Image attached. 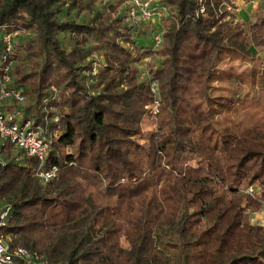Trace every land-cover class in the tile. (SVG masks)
<instances>
[{
    "label": "trees",
    "instance_id": "16d2710c",
    "mask_svg": "<svg viewBox=\"0 0 264 264\" xmlns=\"http://www.w3.org/2000/svg\"><path fill=\"white\" fill-rule=\"evenodd\" d=\"M62 1L75 0H0V32L16 31L7 74L25 96L17 108L41 123L45 97L47 114L59 115L47 182L33 174L36 158L0 140V197L15 189L0 228L7 243L67 264H264V224L245 213L264 200V96L255 92L264 73L231 66L258 60L249 46L264 48V13L244 29L228 19L232 0H200L203 14L199 0H160L167 14L150 28L162 37L152 48L135 38L145 23L124 13L98 26L61 19ZM62 31L106 51L92 84L81 73L91 63L80 48L61 47ZM151 54L157 128L145 148L136 137L153 94L134 64ZM74 139L75 151L64 152ZM253 182L256 193L246 194ZM92 230L102 240L76 253ZM118 236L128 247L104 257Z\"/></svg>",
    "mask_w": 264,
    "mask_h": 264
},
{
    "label": "rangeland",
    "instance_id": "374dc122",
    "mask_svg": "<svg viewBox=\"0 0 264 264\" xmlns=\"http://www.w3.org/2000/svg\"><path fill=\"white\" fill-rule=\"evenodd\" d=\"M234 7H230L229 5H225L224 8L231 12L228 16L229 21L236 22L246 28L247 23L254 20V17L258 13H264V0H232ZM125 6V0H75L71 1H62L59 4L60 13L58 17L61 19H73L77 22H88L93 25H103L108 23L112 18L120 16L124 13L123 9ZM125 14V13H124ZM227 18V17H226ZM128 22V21H127ZM129 23V22H128ZM143 24L144 32L140 35H136L135 38L138 43L143 45H150V28L156 26V20H148ZM30 34H34L33 26L30 27ZM56 37L60 41L61 47L65 51H69L72 48H80L81 62H96V64L100 65L104 60V54L106 51L102 47L94 48L95 41L92 37L84 38L83 41L79 44L76 43L75 35L68 32H56ZM250 52L258 57V60L254 62H246V61H234L231 63V66L235 70H247L250 66L259 67V73H264V48L258 46H249ZM110 58L115 64H119L120 59L114 57V55H110ZM27 68L31 67L30 62L26 63ZM159 65V57L157 55L151 54L149 57L142 59L138 63L134 64L135 66V78L138 82L142 84H147V89L149 90L151 87H156V82L149 79L148 67H156ZM228 65L224 63H220L217 65V68H226ZM150 87V88H149ZM95 91V88H92ZM150 91V90H149ZM151 92V91H150ZM255 92L262 94L264 96V80H260L255 87ZM156 88V94H157ZM151 102L145 105L147 107V111L143 114L139 121L140 134L136 137V141L139 144H142L145 148L149 144L150 136L156 132V114L150 113L149 107L151 108ZM8 104L12 107L22 106L23 103H16L9 100L0 101V106ZM158 111V106H157ZM53 141V140H52ZM77 139H74L71 145H67L63 148L64 152H74L77 144ZM12 152L18 151L17 148L11 147ZM3 157V153H0V158ZM246 181V180H245ZM247 182V181H246ZM257 183L253 182L250 186V192L244 190L246 194H254L257 191ZM14 187V186H13ZM15 189L11 188L4 195L0 197V206L4 203H7L11 199H13ZM245 213L247 214L248 221L252 224L262 226L264 224V200H262L260 207L257 210H249L246 209ZM95 240L98 242L101 241V236L98 231H89V236L85 239V241L77 248L76 253L81 252L82 250L87 249L91 246ZM128 247V243L123 236H118L110 241V243L102 250V255L104 257H109L111 259L115 258V255L120 248ZM48 264H67L66 260L63 261H49Z\"/></svg>",
    "mask_w": 264,
    "mask_h": 264
},
{
    "label": "built area",
    "instance_id": "2783aa9c",
    "mask_svg": "<svg viewBox=\"0 0 264 264\" xmlns=\"http://www.w3.org/2000/svg\"><path fill=\"white\" fill-rule=\"evenodd\" d=\"M125 20L131 24L146 22L148 20H160L167 14V8L160 0H126L124 6ZM198 14H203V6L199 0ZM16 31L0 32V101L9 100L16 103H23L25 96L20 88L9 86L10 79L7 74L11 59L9 53L12 49L13 38ZM151 47L157 48L162 40L161 31L154 30L150 34ZM91 63V62H90ZM98 64L92 62L89 69L81 70L87 76V83L92 84L95 80ZM150 88V87H149ZM49 90L55 96V88L50 85ZM153 94L150 113L157 112L158 100L156 87L149 89ZM47 99H41L43 112L42 122L34 123L33 119L26 115L21 108L10 107L5 104L0 106V140L17 148L22 154L36 158L37 167L34 170L35 178L44 183L55 177L56 166H44V161L53 138L57 137L58 129L50 128V123L58 126L59 115L53 113L48 115L49 108L45 107ZM0 163L2 159L0 158ZM245 191H252L250 186ZM9 205L4 203L0 206V228L5 223V217ZM48 264V260L40 253L21 246H10L6 236L0 230V264Z\"/></svg>",
    "mask_w": 264,
    "mask_h": 264
}]
</instances>
